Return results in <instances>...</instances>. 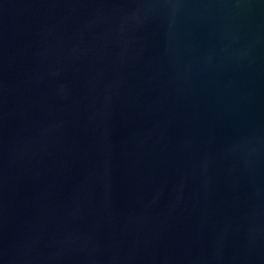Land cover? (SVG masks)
<instances>
[{
    "label": "water",
    "instance_id": "water-1",
    "mask_svg": "<svg viewBox=\"0 0 264 264\" xmlns=\"http://www.w3.org/2000/svg\"><path fill=\"white\" fill-rule=\"evenodd\" d=\"M0 264H264V0H0Z\"/></svg>",
    "mask_w": 264,
    "mask_h": 264
}]
</instances>
